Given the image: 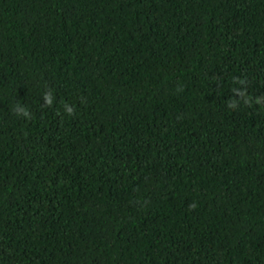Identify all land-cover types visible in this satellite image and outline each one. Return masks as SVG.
<instances>
[{
	"label": "trees",
	"instance_id": "16d2710c",
	"mask_svg": "<svg viewBox=\"0 0 264 264\" xmlns=\"http://www.w3.org/2000/svg\"><path fill=\"white\" fill-rule=\"evenodd\" d=\"M0 264H264V0H0Z\"/></svg>",
	"mask_w": 264,
	"mask_h": 264
}]
</instances>
